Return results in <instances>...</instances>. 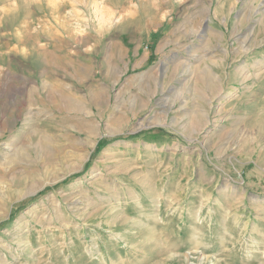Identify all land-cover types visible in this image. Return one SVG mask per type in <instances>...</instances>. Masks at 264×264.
Listing matches in <instances>:
<instances>
[{
	"label": "rangeland",
	"instance_id": "rangeland-1",
	"mask_svg": "<svg viewBox=\"0 0 264 264\" xmlns=\"http://www.w3.org/2000/svg\"><path fill=\"white\" fill-rule=\"evenodd\" d=\"M8 71L0 264H264V0H0Z\"/></svg>",
	"mask_w": 264,
	"mask_h": 264
},
{
	"label": "crops",
	"instance_id": "crops-1",
	"mask_svg": "<svg viewBox=\"0 0 264 264\" xmlns=\"http://www.w3.org/2000/svg\"><path fill=\"white\" fill-rule=\"evenodd\" d=\"M158 29V26H154V27H150L148 29L142 28V30H144V32L147 34L148 38H150L151 34L154 33V30ZM124 45V44H123ZM126 45H130V43L126 42ZM158 45V44H157ZM156 45V46H157ZM124 49H127L126 47H124ZM148 59V58H147ZM149 62V63H148ZM151 59H149L144 65H142V62H134L132 60H130L129 62H127L124 66L125 68V72L130 71V72H139L141 71L143 68L145 67H149L147 69V71L151 68ZM65 66L63 65H58L55 67V74H57V79H63L61 76V73L66 70L64 68ZM78 68H76L75 66H71V70H68V78L72 84H74V81H78L80 80L79 77V71H77ZM122 69V68H121ZM12 72V71H10ZM61 77V78H60ZM77 77V78H76ZM60 81V80H59ZM59 81H56V95L59 97L60 99V105L59 102L57 101L58 104V109H62L64 108L63 106V100H67L69 99V97L72 98L74 96V92L71 89L68 88H64ZM26 87H29L28 82L24 79V77L22 75H19L16 72H12L9 73L5 72V73H0V122H4L5 120L9 119L10 115H17L19 114V111L23 108L24 106V90L26 89ZM61 94V95H60ZM77 95V94H76ZM62 98V99H61ZM67 98V99H65ZM19 100V105H17ZM69 102V100H67ZM71 110V114L72 116L74 115V113L78 114V109H74V112H72V108ZM68 109V113H70V111ZM1 129H0V136L2 135L1 133Z\"/></svg>",
	"mask_w": 264,
	"mask_h": 264
},
{
	"label": "bare ground",
	"instance_id": "bare-ground-1",
	"mask_svg": "<svg viewBox=\"0 0 264 264\" xmlns=\"http://www.w3.org/2000/svg\"><path fill=\"white\" fill-rule=\"evenodd\" d=\"M5 9V8H4ZM159 15V10H155L154 12H153V16H149L150 17V23H153L154 22V20L156 19V17ZM244 82V81H243ZM217 83V82H216ZM215 89V88H214ZM216 91H217V89H216ZM215 91V92H216ZM61 95V94H60ZM70 98V97H69ZM62 99V98H61ZM69 100V99H68ZM60 101V100H59ZM62 101H63V99H62ZM75 102V101H74ZM71 103H73V102H71ZM67 104H69V103H67ZM71 105H74V104H71ZM76 107V106H75ZM74 107V108H75ZM70 108H72V110H73V107H70ZM70 110V109H69ZM75 110H76V108H75ZM70 112V111H69ZM72 112H74V110L72 111ZM73 114V113H72ZM198 120V119H197ZM200 120V119H199ZM195 123V122H194ZM195 124H199L198 122H196ZM81 127V126H80ZM82 127H83V125H82ZM85 129H87V128H85ZM33 133V132H32ZM49 139V138H48ZM85 139V138H84ZM88 139H89V137H88ZM73 142V141H72ZM50 143V142H49ZM82 143V142H81ZM78 144V143H77ZM84 144H87V143H84ZM48 149H49V147H48ZM50 151V150H49ZM61 161H62V159H61ZM65 162V161H64ZM63 163V162H62Z\"/></svg>",
	"mask_w": 264,
	"mask_h": 264
}]
</instances>
